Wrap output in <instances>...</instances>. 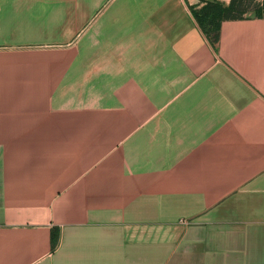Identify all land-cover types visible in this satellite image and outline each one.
<instances>
[{
    "label": "crops",
    "instance_id": "0c3cea01",
    "mask_svg": "<svg viewBox=\"0 0 264 264\" xmlns=\"http://www.w3.org/2000/svg\"><path fill=\"white\" fill-rule=\"evenodd\" d=\"M206 1L0 0V264H264V17Z\"/></svg>",
    "mask_w": 264,
    "mask_h": 264
},
{
    "label": "trees",
    "instance_id": "16d2710c",
    "mask_svg": "<svg viewBox=\"0 0 264 264\" xmlns=\"http://www.w3.org/2000/svg\"><path fill=\"white\" fill-rule=\"evenodd\" d=\"M249 6V0H230L227 6L206 1L199 9L191 7L190 10L193 18L205 35L212 42H216L219 38L221 22L223 20L242 19ZM255 17H264V12L261 8L256 9Z\"/></svg>",
    "mask_w": 264,
    "mask_h": 264
},
{
    "label": "rangeland",
    "instance_id": "374dc122",
    "mask_svg": "<svg viewBox=\"0 0 264 264\" xmlns=\"http://www.w3.org/2000/svg\"><path fill=\"white\" fill-rule=\"evenodd\" d=\"M250 6L247 8L246 12L243 15V18L255 17V11L257 8H261L264 12L263 4L261 0H249Z\"/></svg>",
    "mask_w": 264,
    "mask_h": 264
},
{
    "label": "built area",
    "instance_id": "2783aa9c",
    "mask_svg": "<svg viewBox=\"0 0 264 264\" xmlns=\"http://www.w3.org/2000/svg\"><path fill=\"white\" fill-rule=\"evenodd\" d=\"M261 3H264V0H261Z\"/></svg>",
    "mask_w": 264,
    "mask_h": 264
}]
</instances>
